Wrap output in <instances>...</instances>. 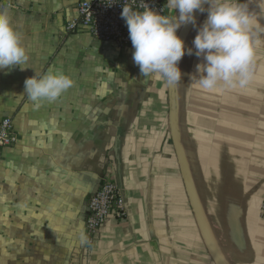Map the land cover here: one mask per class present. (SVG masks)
Instances as JSON below:
<instances>
[{"label": "crops", "instance_id": "1", "mask_svg": "<svg viewBox=\"0 0 264 264\" xmlns=\"http://www.w3.org/2000/svg\"><path fill=\"white\" fill-rule=\"evenodd\" d=\"M80 1L0 0L30 56L23 71L0 70V121L11 117L18 136L0 149V264H264V0H244L260 25L252 79L215 91L195 83L207 11L178 29L193 54L169 84L140 74L132 43L68 32ZM50 69L73 86L32 100L25 80ZM104 179L127 214L89 244L86 202Z\"/></svg>", "mask_w": 264, "mask_h": 264}, {"label": "clouds", "instance_id": "2", "mask_svg": "<svg viewBox=\"0 0 264 264\" xmlns=\"http://www.w3.org/2000/svg\"><path fill=\"white\" fill-rule=\"evenodd\" d=\"M166 6L176 13L178 10L179 14L170 18L149 7L143 12L123 7L121 16L128 27L133 61L139 66L140 74L162 76L169 84L178 82L183 75L179 61L186 53L193 54V48L185 46L178 29L189 23L197 26L196 11H207V18L193 40L194 54L203 57V62L196 65L199 78L195 83L206 91L219 90L221 84L230 89H244L252 79L253 28H260L247 3L244 0H167ZM29 61L28 51L8 11L0 10V70L19 67L23 71L30 67ZM73 83L70 76L50 69L43 76L35 73L27 78L24 92L32 100H55Z\"/></svg>", "mask_w": 264, "mask_h": 264}, {"label": "built area", "instance_id": "3", "mask_svg": "<svg viewBox=\"0 0 264 264\" xmlns=\"http://www.w3.org/2000/svg\"><path fill=\"white\" fill-rule=\"evenodd\" d=\"M167 0H82L77 4L78 19L66 23L71 33L89 32L96 39L114 44L118 49H127L131 40L128 27L121 13L124 6L133 11L143 12L145 7L166 15L169 12ZM18 136L13 128V119L6 117L0 121V149L14 146ZM86 230L88 243H92L105 220L114 216L126 217L125 200L121 188L115 182L104 179L86 202ZM264 217V199L262 203Z\"/></svg>", "mask_w": 264, "mask_h": 264}, {"label": "water", "instance_id": "4", "mask_svg": "<svg viewBox=\"0 0 264 264\" xmlns=\"http://www.w3.org/2000/svg\"><path fill=\"white\" fill-rule=\"evenodd\" d=\"M175 134H176V137L179 138V132L176 131ZM176 148H177V152H178V156H179L182 168H183L184 172L187 173V165H186V161H185V158H184V155H183V150H182V147H181V143L179 142V140L176 143Z\"/></svg>", "mask_w": 264, "mask_h": 264}, {"label": "snow or ice", "instance_id": "5", "mask_svg": "<svg viewBox=\"0 0 264 264\" xmlns=\"http://www.w3.org/2000/svg\"><path fill=\"white\" fill-rule=\"evenodd\" d=\"M58 214V207L55 203H53L52 205H49V210H48V217L50 221H55V217ZM32 215H35V213L33 212ZM43 215V214H41ZM37 219L39 220L40 217H37Z\"/></svg>", "mask_w": 264, "mask_h": 264}]
</instances>
